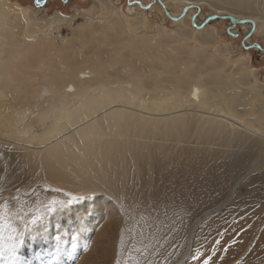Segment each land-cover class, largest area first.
Returning a JSON list of instances; mask_svg holds the SVG:
<instances>
[{
    "label": "rangeland",
    "instance_id": "obj_1",
    "mask_svg": "<svg viewBox=\"0 0 264 264\" xmlns=\"http://www.w3.org/2000/svg\"><path fill=\"white\" fill-rule=\"evenodd\" d=\"M7 1L25 9L26 24L16 31L31 47L32 38L46 35L59 46L93 33L108 41L122 30L123 40L148 43L159 56L163 46L175 54L178 44H195L191 37L203 23L213 30L215 59L247 69L248 86L264 97L263 32H248L205 1L97 0L90 12L84 11L94 0ZM108 4L118 10L107 12ZM178 127L157 129L151 141L120 157L101 188L82 191L79 219L51 205L61 200L58 188L0 148V264H203L209 257V264H264V135ZM197 251L203 255L193 260Z\"/></svg>",
    "mask_w": 264,
    "mask_h": 264
},
{
    "label": "bare ground",
    "instance_id": "obj_2",
    "mask_svg": "<svg viewBox=\"0 0 264 264\" xmlns=\"http://www.w3.org/2000/svg\"><path fill=\"white\" fill-rule=\"evenodd\" d=\"M162 1H205L218 15L229 12L248 32L264 36V0ZM97 6L94 0L84 12ZM23 10L0 0V148L29 165L38 181L61 191L59 213L77 212L79 219L82 191L101 188L120 157L151 141L157 129L193 123L200 131L264 135V97L248 86L247 69L215 59L213 30L203 23L190 35L195 44H178L175 54L163 46L159 56L148 43L119 40L122 30L108 41L96 31V37L90 33L94 39L81 35L59 46L46 35L32 38L31 47L16 31L26 24ZM138 15L142 22L143 13Z\"/></svg>",
    "mask_w": 264,
    "mask_h": 264
},
{
    "label": "snow or ice",
    "instance_id": "obj_3",
    "mask_svg": "<svg viewBox=\"0 0 264 264\" xmlns=\"http://www.w3.org/2000/svg\"><path fill=\"white\" fill-rule=\"evenodd\" d=\"M76 199H79V198H76ZM72 201L70 200L69 203H71ZM64 202L63 201H58V200H53L51 201V205H61L63 204ZM203 254L200 253L199 251H197V253L192 257L193 260H198L200 259V257L202 256ZM209 260H210V257L205 259L203 264H209ZM117 264H119V261H117Z\"/></svg>",
    "mask_w": 264,
    "mask_h": 264
},
{
    "label": "water",
    "instance_id": "obj_4",
    "mask_svg": "<svg viewBox=\"0 0 264 264\" xmlns=\"http://www.w3.org/2000/svg\"><path fill=\"white\" fill-rule=\"evenodd\" d=\"M215 18V16L213 17V19Z\"/></svg>",
    "mask_w": 264,
    "mask_h": 264
}]
</instances>
